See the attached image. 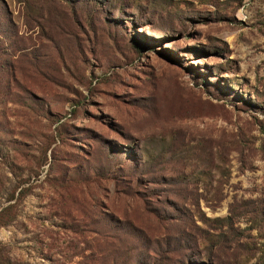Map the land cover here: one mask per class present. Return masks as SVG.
<instances>
[{
    "label": "rangeland",
    "instance_id": "obj_1",
    "mask_svg": "<svg viewBox=\"0 0 264 264\" xmlns=\"http://www.w3.org/2000/svg\"><path fill=\"white\" fill-rule=\"evenodd\" d=\"M75 3L0 0L1 263L264 264V0Z\"/></svg>",
    "mask_w": 264,
    "mask_h": 264
},
{
    "label": "trees",
    "instance_id": "obj_2",
    "mask_svg": "<svg viewBox=\"0 0 264 264\" xmlns=\"http://www.w3.org/2000/svg\"><path fill=\"white\" fill-rule=\"evenodd\" d=\"M24 2L28 4L29 9L31 11H32L33 7L37 6V4L38 5L40 4L41 8H45V9H51L53 7L63 8L65 6L66 8L68 7L72 11L74 21L78 22L80 19L82 20V17H84V15L79 12V9L76 6L75 0H24ZM38 16H39L38 14H36V16L32 14L31 18L34 21V20H37ZM43 17H45L44 12L41 15V18H43ZM49 19L51 20L50 17H49ZM0 52H1V48H0ZM3 211H4V209L0 212V226L9 225L10 222L12 221V219H6V220L2 219L1 215H2ZM1 262L2 261L0 260V264H5V263H1Z\"/></svg>",
    "mask_w": 264,
    "mask_h": 264
}]
</instances>
